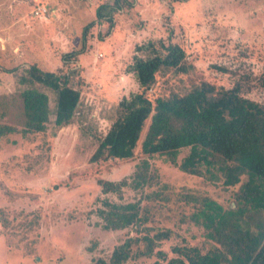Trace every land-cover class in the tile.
Returning <instances> with one entry per match:
<instances>
[{"label":"rangeland","instance_id":"374dc122","mask_svg":"<svg viewBox=\"0 0 264 264\" xmlns=\"http://www.w3.org/2000/svg\"><path fill=\"white\" fill-rule=\"evenodd\" d=\"M132 1V7L114 13L108 35L107 22H95L88 31L86 49L63 64L61 54L81 45L82 27L94 19L97 5L112 0H0V124L15 128L0 136V237L7 252L0 264H88L92 258L108 257L113 246L127 237L152 235L161 229H168L170 237L159 241L152 254L126 264H153L157 249L167 258L175 257V246L205 252L209 241L203 227L189 218L195 207L181 193L206 195L223 207L232 203L231 193L241 183L227 187L221 178L183 173L164 156L144 155L140 144L149 120L132 158L92 162L90 157L119 99L138 90L125 70L134 46L149 38L166 41L169 30L171 42L182 46L194 68L157 75L147 92L151 100L170 91L183 93L201 81L229 87L241 76L253 85L244 95L264 103V87L257 78L264 61V0ZM38 3L50 10L46 19L33 16ZM31 64L44 71L70 73L71 86L80 92L70 123L56 127L50 115L44 131L22 132L24 88L34 86L45 92L51 110L55 101L50 88L20 82ZM188 151L181 148L177 161ZM143 158L157 173L159 184L144 190L127 185L120 194L101 192L98 179L129 177ZM143 191H158L161 197L142 200L149 209L147 229L101 227L95 212L99 199L126 203L139 200Z\"/></svg>","mask_w":264,"mask_h":264},{"label":"trees","instance_id":"16d2710c","mask_svg":"<svg viewBox=\"0 0 264 264\" xmlns=\"http://www.w3.org/2000/svg\"><path fill=\"white\" fill-rule=\"evenodd\" d=\"M184 1V0H181ZM133 6L132 0H112L95 9L94 19L81 30L78 49L63 52L61 60L67 64L78 52L86 49L87 34L97 21L108 24L106 35L114 27V13ZM167 40L147 39L136 44L126 72L131 74L138 90L123 95L116 104L111 123L99 139L90 161L102 159H130L149 120L140 144L144 155L164 156L183 173L222 179L223 185L232 191V203L223 207L206 195L181 193L195 210L189 218L200 224L209 241L201 252L194 246H175V257L157 249L153 264H264V103L244 94L253 87L250 81L240 79L229 87L201 81L183 93L170 91L166 96L148 97V90L157 75L187 73L194 65L186 58L181 45ZM221 72L227 69L212 65ZM258 85L264 87V61ZM21 83H39L54 91L55 101L51 110L48 95L34 86L21 92L25 132H42L50 115L56 127L72 121L77 110L80 92L71 86V75L62 71H44L35 64L24 70ZM11 125L0 124V136L14 132ZM189 151L180 161L177 154L181 148ZM245 177V181L241 182ZM102 193L120 194L124 186L144 190L159 184L158 175L152 172L150 163L143 158L136 163L129 177L117 181L98 179ZM158 191L144 192L139 200L116 203L99 199L95 212L104 229H122L138 226L147 229L149 209L142 200L160 199ZM170 231L161 229L152 235L127 237L113 246L108 257L92 258L88 264H126L134 257L150 255L159 241L168 239Z\"/></svg>","mask_w":264,"mask_h":264},{"label":"built area","instance_id":"2783aa9c","mask_svg":"<svg viewBox=\"0 0 264 264\" xmlns=\"http://www.w3.org/2000/svg\"><path fill=\"white\" fill-rule=\"evenodd\" d=\"M32 14L36 17H48L50 15V10L43 3H38L33 7Z\"/></svg>","mask_w":264,"mask_h":264},{"label":"crops","instance_id":"0c3cea01","mask_svg":"<svg viewBox=\"0 0 264 264\" xmlns=\"http://www.w3.org/2000/svg\"><path fill=\"white\" fill-rule=\"evenodd\" d=\"M38 18L46 19L47 17H38ZM0 252L3 254V255L0 257V259H1V258L5 257V253H7L3 241L1 242V237H0ZM7 255H8V254H7ZM4 261H5V258L2 260V262H4ZM6 262H7V261H6ZM6 262H4V263H2V264H6Z\"/></svg>","mask_w":264,"mask_h":264}]
</instances>
